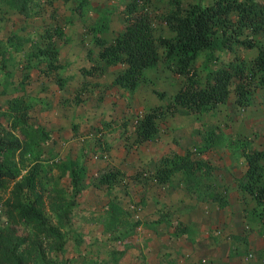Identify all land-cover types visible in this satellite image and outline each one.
<instances>
[{"label":"rangeland","instance_id":"1","mask_svg":"<svg viewBox=\"0 0 264 264\" xmlns=\"http://www.w3.org/2000/svg\"><path fill=\"white\" fill-rule=\"evenodd\" d=\"M128 1L88 0L82 6L81 0H0V128L12 129L14 118L34 128V133L27 135L19 134V127L14 129L29 143L27 153L16 154L14 161L20 176L32 165H39L47 186L43 215L65 239L60 251L55 241L34 234L32 228L7 229L3 205L7 192L0 190V224L17 248L15 256L22 251L17 263L182 264L183 248L190 238L205 243L215 237L221 246L227 244L213 235L215 230L226 229L225 221H219V213L223 216L227 207L242 210L244 203L253 227H243L245 235L232 234V239L238 248L241 246L234 254L243 255V264H250L256 250L248 248L247 241L255 231L264 235V212L258 216L260 207L248 193L245 198L237 194V180L245 170L238 141L248 139L254 147L264 146V88L256 91L252 103L244 109L238 108L231 94L226 103L200 114H189L180 108L166 113L157 120V134L135 144L136 118L154 106L167 104L183 78L172 71L168 62L159 61L144 71V80L134 91H128L114 83L123 65L106 66L97 60L94 31L107 41L122 32ZM147 8L156 35H173L163 21L169 0H148ZM54 26L63 32L61 36L54 35L56 62L60 66L57 71L48 68L47 58L34 56L36 46H43L45 28ZM237 52L249 59L256 50ZM215 54L224 60L231 57L224 51ZM208 58L205 52L198 54L196 68L200 74L210 65ZM95 65L101 68L93 71L91 66ZM209 134L214 143L208 147ZM185 152L210 164L211 176L200 172L194 180L187 181L178 172L166 184L153 181L152 173L163 155ZM104 167H116L120 172L110 189L96 186ZM78 171L81 193L70 209L69 220L59 222L50 205L49 196H55V191L51 193L53 183L58 195L61 192L69 200L70 176ZM210 189L221 194L225 206L208 200ZM109 200L120 205L114 220L106 210ZM181 203L188 209L186 221L170 213L173 205ZM197 207L204 216L192 226L190 212ZM215 216L218 220H214ZM155 219L159 221L158 230L157 226L151 228ZM206 246L195 253L199 256L197 264H205L201 259L207 257ZM263 247L264 243L259 244L257 250ZM249 253L252 257L245 261ZM262 255L264 264V252Z\"/></svg>","mask_w":264,"mask_h":264},{"label":"trees","instance_id":"2","mask_svg":"<svg viewBox=\"0 0 264 264\" xmlns=\"http://www.w3.org/2000/svg\"><path fill=\"white\" fill-rule=\"evenodd\" d=\"M88 0H81L85 5ZM148 0H129L125 5L124 30L107 41L94 31L93 41L98 47L97 60L109 66L123 65L115 76L114 83L124 90L134 91L144 80V71L153 68L159 61L168 62L172 71L181 75L182 84L167 104L152 107L134 123V143L141 144L152 139L158 132L157 120L166 113L181 109L189 114H200L224 104L231 94L239 109L250 105L258 89L264 88V3L257 0H211L207 4L183 3L169 0V8L163 21L173 35L158 36L154 21L147 8ZM62 29L46 27L42 35L43 46H36L34 56L48 59L47 66L52 71L60 69L55 48V36H61ZM237 49L256 52L246 59ZM224 51L231 55L226 60L215 52ZM205 52L210 60L203 74L196 68V59ZM101 66H91L97 70ZM85 72H89L88 70ZM244 106V107H243ZM12 129L0 128V190L6 191L3 200L4 215L8 226L32 228L34 234H43L55 241L56 248L63 251L65 239L57 226L48 223L43 215L44 200L47 195L46 182L40 174L38 164L32 165L26 174L20 176L14 157L25 155L29 143L13 131L21 128L19 134L34 133V128L24 126L18 119L11 121ZM208 135L209 147L213 142ZM241 156L245 160V170L237 180V187L243 198L248 193L264 212V146H252L250 140H239ZM181 172L187 181H192L198 173L210 177L212 168L205 160L193 158L189 152L163 155L152 173L157 184H166L173 174ZM120 172L116 167H104L97 178L98 187L110 189ZM80 177V178H79ZM81 173H71V196L67 200L53 183L55 196H49L51 209L60 222L70 215L76 205V196L81 193ZM207 188V185L205 186ZM212 190V189H210ZM210 201L221 207L226 200L214 190L207 193ZM110 219L120 211L118 202L109 200L106 207ZM261 218V216H260ZM109 223L113 224L112 221ZM62 224V223H61ZM264 226V219L262 220ZM27 230H25L26 232ZM28 232V231H27ZM26 237V236H25ZM25 241V240H24ZM23 241V242H24ZM21 246V244H19ZM17 248L12 246L4 227L0 224V264H20L22 251L15 256ZM116 258H114V261Z\"/></svg>","mask_w":264,"mask_h":264},{"label":"crops","instance_id":"3","mask_svg":"<svg viewBox=\"0 0 264 264\" xmlns=\"http://www.w3.org/2000/svg\"><path fill=\"white\" fill-rule=\"evenodd\" d=\"M237 194L243 198L242 193L240 192L239 189H237ZM162 200V199H161ZM243 208L242 210L240 208H233L229 207L230 209H223V216L221 215V212L219 213V221L221 219L225 221V226L226 229L224 230H215L213 235L219 237L223 242H226L227 244H224L221 246V242L219 239H216L215 237L213 239L207 240L205 243H198L195 240V238H190L187 245L183 248V253L184 255V263L182 264H197L199 260V256L195 254L198 250L204 249L203 246L207 244V257L205 259H201L205 264H243V259L240 260V257L243 255H238L234 254L235 252L237 253L239 249H241V246H237L236 242L233 241L232 239V234H235L237 236L239 235H245L247 231H244L242 233V228L245 227L246 229L252 228V223L249 218L248 212L245 210V204L243 203ZM172 212L170 210V213H173V217L178 216L180 220L186 221L184 219L187 216V211L185 204H177L173 205L171 207ZM168 211V210H166ZM162 212V211H160ZM192 216V226L197 225V221L201 219L200 216H204V213H201V210L199 207L193 208L190 212ZM247 220H246V217ZM173 219V218H172ZM214 220H218L217 217H214ZM159 221L157 219L154 220L152 227L157 226V230L159 229ZM158 223V224H156ZM156 231V230H153ZM249 231V230H248ZM256 233H251V236L248 238L247 245L248 248L255 249L256 251L254 252V256L250 262V264H263V255L262 252L264 250H257L258 245H263L264 243V235L260 236L258 234L259 232L255 231ZM237 241V238L235 239ZM261 240V242H260ZM253 244V245H252ZM264 248V247H263ZM209 249V250H208ZM262 256V257H261ZM241 261V262H240ZM152 262V261H151ZM152 264V263H150Z\"/></svg>","mask_w":264,"mask_h":264},{"label":"built area","instance_id":"4","mask_svg":"<svg viewBox=\"0 0 264 264\" xmlns=\"http://www.w3.org/2000/svg\"><path fill=\"white\" fill-rule=\"evenodd\" d=\"M251 257H252L251 253L247 254V256L245 257V261H248Z\"/></svg>","mask_w":264,"mask_h":264}]
</instances>
